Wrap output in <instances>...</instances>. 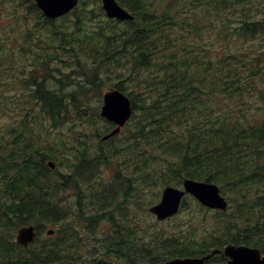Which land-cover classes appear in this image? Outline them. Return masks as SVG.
<instances>
[{
  "label": "trees",
  "instance_id": "16d2710c",
  "mask_svg": "<svg viewBox=\"0 0 264 264\" xmlns=\"http://www.w3.org/2000/svg\"><path fill=\"white\" fill-rule=\"evenodd\" d=\"M85 2L52 20L34 0H0V264L66 263L62 253L90 235L66 222L71 212L70 222L85 229L98 217L113 224L105 257L87 264H157L227 243L264 251L260 0H118L133 14L126 21ZM246 42H255L252 55L237 48ZM100 84L132 103L124 134L104 141L114 125L90 105ZM37 126L57 135L46 139ZM102 166L110 183L94 193ZM183 178L215 183L228 200L201 239L124 226L119 210L131 197ZM64 185L76 193L75 210L60 205ZM187 204L185 197L181 209ZM26 223L37 233L50 225L53 234L36 233L23 248L13 235ZM122 229L128 253L111 261V250L123 252Z\"/></svg>",
  "mask_w": 264,
  "mask_h": 264
},
{
  "label": "rangeland",
  "instance_id": "374dc122",
  "mask_svg": "<svg viewBox=\"0 0 264 264\" xmlns=\"http://www.w3.org/2000/svg\"><path fill=\"white\" fill-rule=\"evenodd\" d=\"M86 1V5L88 7H92L93 5H100V1L98 3H90V0H84ZM93 1V0H92ZM6 2L8 4L11 3V0H6ZM260 8H257L258 11L262 10V8L264 7V0H260ZM254 10L252 9V12ZM5 14V13H4ZM208 34H205V37H208ZM204 37V38H205ZM217 40V39H216ZM260 41V39H259ZM206 44V43H205ZM223 45V44H221ZM255 42H246V44H239L237 45V48L241 49L243 51V54L246 53L248 55H252V53L256 52V50H252V48H254ZM219 46V42H215V47ZM61 65H64V63H62ZM110 86H107V84H100L99 88L101 90V93L99 94V96H95L93 95L91 100H90V105L93 108H97L98 109L101 105V99H102V93L109 88ZM72 89V88H71ZM70 89V90H71ZM253 101V100H252ZM41 117V116H40ZM3 120H0V124L2 123ZM45 120H42L41 123H45ZM36 128H38L40 130V133L42 135V137L49 139L51 137H55L57 135L56 131L54 130H47V129H41L39 126H37ZM80 130L78 127L75 128L74 131H78ZM124 128H122V130L119 132L118 135L120 134H124ZM75 136H80L81 138H83V136L77 132L74 133ZM91 136V134H90ZM93 141L98 142L99 139H95L94 137ZM102 166L101 168H99V175L98 176V180L97 182L92 183L91 188L92 191H97L94 193H97L100 191V187L103 185H107L108 183H110V176H108L110 174L111 169L108 168V170H103ZM91 168V166L89 167ZM92 169V168H91ZM110 170V171H109ZM152 184L157 185L158 182H154ZM88 186H90V184H88ZM164 186L159 187L157 189V187L149 185L148 187L141 189V192L139 193V195L137 196V198L135 196L131 197L127 202H125L124 206L121 207V210H119V212L124 215V217L126 219L123 220V222L126 224H128V226L131 225V227H137L139 229L140 234L142 235V229H148L149 232H152L153 230H158L161 233H165L167 235H183L185 232L188 233H192L194 234V237L196 239H201L204 235L203 233L207 232V228L209 225L215 224L217 223V218H220L222 215H219L220 212L218 211L217 213L215 212V210H212L210 208L204 207L203 205H201L194 197L188 195L186 197V200L188 201L187 206L183 207L181 210H179V212L169 218H166L164 220H157L155 218V216L150 213L148 211V207L153 204L158 202L160 195H161V191L163 189ZM157 190L159 192L157 193H153L152 194V190ZM61 196H62V202H60V205H66L70 208V210H75L76 207V193L73 190L72 192L66 191L65 190V185L62 186L61 189ZM153 201V203L148 204V206L146 207V204L148 203V201ZM120 206V205H119ZM119 207H117V209L114 210V212L112 213V216L117 218V214H119V212H117ZM72 212L69 214L68 218L66 219V222H70L71 217H72ZM243 219H238V221H242ZM129 221V222H128ZM100 224H95L93 222L90 223L89 227L87 229H85V224L83 227H79L76 224H73L71 222L70 226L74 227L77 231H78V236L81 237L82 235H84L85 233H89V237H87L86 239H77V243H75V247H73L72 249L68 250V251H64L62 254L63 255H67L66 257H64V261H66V263L64 264H70L71 261V256L73 257V261L71 264H87L90 262V260H92L93 258H104V252H103V247L99 244V243H103L104 241V236H102L104 233H109L110 228L112 227V223L111 225L106 224L105 219L101 218V220L99 221ZM62 224V222L60 221V225ZM54 226H57V224H55ZM50 225L44 227V228H38L39 232L38 237H44L47 236L46 234V229L49 228ZM58 227V226H57ZM126 231V234H124L123 239L125 240V244L123 248V252L120 251L119 248H116L115 250H111L110 253V257L109 259L111 261H119L117 258L118 254H123V253H128L127 250V246H128V240H129V233L126 229H124ZM135 233V232H134ZM140 235V236H141ZM133 236V235H132ZM139 236V233H135L134 234V239ZM101 238V242H97L99 239ZM113 248H115V246H113ZM209 264H225L220 257L215 258L213 261H211Z\"/></svg>",
  "mask_w": 264,
  "mask_h": 264
},
{
  "label": "water",
  "instance_id": "95a60500",
  "mask_svg": "<svg viewBox=\"0 0 264 264\" xmlns=\"http://www.w3.org/2000/svg\"><path fill=\"white\" fill-rule=\"evenodd\" d=\"M36 5L49 19H55L72 10L79 0H35ZM102 8L110 18L131 19L132 15L116 0H101ZM132 112L130 99L117 89H109L103 94V104L100 114L115 124V127L105 135L107 139L117 134L121 127L129 120ZM48 165L54 167L49 161ZM185 194H191L202 205L225 210L227 201L220 193L219 187L211 182L183 178L181 187L167 185L163 188L160 199L149 207V211L155 214L157 219L162 220L175 214ZM52 229L47 233L51 234ZM35 226L33 224L21 225L14 235V241L24 248L33 241L35 237ZM223 256L227 257V264H264V253L259 248L250 247L244 244H228L221 250ZM220 252V249H213L211 252L200 257H175L168 259L161 264H204L212 255Z\"/></svg>",
  "mask_w": 264,
  "mask_h": 264
},
{
  "label": "bare ground",
  "instance_id": "6f19581e",
  "mask_svg": "<svg viewBox=\"0 0 264 264\" xmlns=\"http://www.w3.org/2000/svg\"><path fill=\"white\" fill-rule=\"evenodd\" d=\"M46 234H47V232H46ZM48 235V234H47Z\"/></svg>",
  "mask_w": 264,
  "mask_h": 264
}]
</instances>
